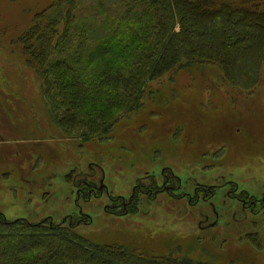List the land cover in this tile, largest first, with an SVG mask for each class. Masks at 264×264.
Masks as SVG:
<instances>
[{
  "label": "rangeland",
  "instance_id": "374dc122",
  "mask_svg": "<svg viewBox=\"0 0 264 264\" xmlns=\"http://www.w3.org/2000/svg\"><path fill=\"white\" fill-rule=\"evenodd\" d=\"M42 1L0 0V214L74 216L95 242L264 264V69L254 90L212 65L166 75L110 135L86 141L51 121L41 82L12 49Z\"/></svg>",
  "mask_w": 264,
  "mask_h": 264
},
{
  "label": "trees",
  "instance_id": "16d2710c",
  "mask_svg": "<svg viewBox=\"0 0 264 264\" xmlns=\"http://www.w3.org/2000/svg\"><path fill=\"white\" fill-rule=\"evenodd\" d=\"M40 7L12 49L41 82L51 121L86 141L110 135L142 108L153 82L180 70L216 66L243 90L262 80L264 0H43ZM66 219L0 214V264H211L95 242L75 231L81 219Z\"/></svg>",
  "mask_w": 264,
  "mask_h": 264
},
{
  "label": "flooded vegetation",
  "instance_id": "af4514ba",
  "mask_svg": "<svg viewBox=\"0 0 264 264\" xmlns=\"http://www.w3.org/2000/svg\"><path fill=\"white\" fill-rule=\"evenodd\" d=\"M104 183H102L101 184V186H100V188L99 189H97L96 188V186H89V187H87V188H85L84 189V191L83 192H85V197H86V195L88 196H90V197H92V196H98L97 194V191L98 190H103V188H104ZM87 193V194H86ZM78 196H79V198L81 197V193H78ZM129 204V205H128ZM128 204H126V209H128L125 213H124V215H128V214H130V213H132V209H130L129 210V207H130V204H131V201L128 203ZM79 211H80V214L82 213V211H81V209H79ZM111 214H113V215H116V214H118V213H116V212H111ZM49 217H52V215H50ZM70 217H74V216H70ZM45 218V217H44ZM46 218H47V216H46ZM54 219V218H53ZM55 220V219H54Z\"/></svg>",
  "mask_w": 264,
  "mask_h": 264
}]
</instances>
